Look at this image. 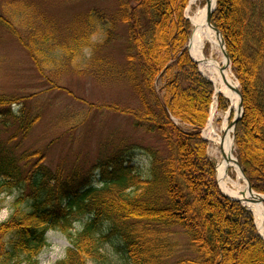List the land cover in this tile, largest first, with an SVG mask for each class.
Returning <instances> with one entry per match:
<instances>
[{
  "label": "trees",
  "instance_id": "trees-1",
  "mask_svg": "<svg viewBox=\"0 0 264 264\" xmlns=\"http://www.w3.org/2000/svg\"><path fill=\"white\" fill-rule=\"evenodd\" d=\"M187 1L115 0L107 18L89 10L62 35L54 23L43 18L38 23V16L31 19L24 10L7 7L11 17L0 14V24L27 49L43 77L45 60L57 61L53 74L59 76L83 49L100 50L116 37L115 25L124 24L125 65L99 55L90 56L84 67L132 84L138 107H106L133 117L136 127L157 134L167 149L162 154L147 147L145 171L123 161L127 147L119 149L98 161L97 185L79 182L76 173L63 178V166L49 169L42 151L20 150L40 114L26 109L25 97L0 93V196L25 189L0 222V264H39L50 229L63 232L70 243L56 264H109L104 250L113 238L131 264H264V238L253 214L221 193L200 135L213 86L187 51ZM211 23L225 40L242 96L235 156L252 188L264 193V0H216ZM99 28L105 36L96 42Z\"/></svg>",
  "mask_w": 264,
  "mask_h": 264
},
{
  "label": "rangeland",
  "instance_id": "rangeland-1",
  "mask_svg": "<svg viewBox=\"0 0 264 264\" xmlns=\"http://www.w3.org/2000/svg\"><path fill=\"white\" fill-rule=\"evenodd\" d=\"M188 3L189 0L183 10L185 17H187ZM7 7L16 8L11 9L12 11L24 10L31 19L38 16V23L41 18L54 23L59 30V35H62L66 34L67 28L75 25L83 15L86 16L89 10H99L107 18L115 9V0H0V14L9 18L11 16L7 12L9 11ZM195 7L196 5H193L192 8ZM92 18L94 19L93 15ZM13 20L19 24L14 15ZM114 28L116 37L113 40L102 46L100 50L83 49L82 54L74 60L72 65L65 66L59 76L53 74L57 61L45 60L43 77L27 49L4 25L0 24V93H12L25 97L26 109L32 114H40V118L23 140L20 150L42 151L45 154L44 163L49 169L55 171L60 165L63 166V178L76 173L79 176L77 179L79 182L91 181L94 185L99 184L98 161L118 154L117 151L123 147H127L122 157L123 161L131 160L142 171H145L148 164L147 147L158 148L162 154L167 152L164 142L157 134L148 133L143 128L136 127L130 115L117 113L106 107L110 104H117L120 107H138L137 92L133 85L123 78L116 80L99 77L93 70L84 67L90 56L99 55L120 66L125 65L126 27L124 24L117 23ZM18 29L21 34H26L24 27L18 25ZM99 29L93 35V40L96 42H100L105 36L103 30ZM204 53L208 58L218 61H222L224 57L221 49L212 50L209 44L206 45ZM50 56H52L51 53L48 54V57ZM229 66L232 70L231 63ZM232 73L237 81V88L240 89L239 82L233 71ZM203 75L210 79L208 72L205 71ZM56 83L60 87H54ZM163 85V79L159 78L157 88L161 95L164 92ZM215 95L217 92L212 94L210 107L216 108L212 111L213 107H209V117L201 132L207 141L206 153L216 169L222 153L220 145H217L211 137H215V133L223 134L224 117L227 116L230 124L237 112L231 108L226 97L222 95L220 101L219 96L216 98ZM221 102L226 107L219 106ZM18 109L19 106H13V110ZM210 110L213 113V134L208 136ZM233 134L234 132L231 131L232 139H234ZM233 153L235 156L234 150ZM228 177L230 183L236 180L231 167ZM24 190V187L23 190L16 188L0 196V222L8 217L11 212V203ZM258 193L264 195L262 192ZM253 221L257 231L264 237L261 229H264V221L261 227L254 214ZM75 226L78 227L79 224L75 223ZM178 238L182 246L185 237L180 235ZM46 240L47 245L38 257L39 264H56L64 257L66 249L70 246L69 240L57 229L48 230ZM104 251L108 256L109 264H131L122 245H119L115 238L105 246ZM89 264L102 263L89 262Z\"/></svg>",
  "mask_w": 264,
  "mask_h": 264
},
{
  "label": "bare ground",
  "instance_id": "bare-ground-1",
  "mask_svg": "<svg viewBox=\"0 0 264 264\" xmlns=\"http://www.w3.org/2000/svg\"><path fill=\"white\" fill-rule=\"evenodd\" d=\"M214 2L215 0H189L188 9L186 10V15L191 25L188 49L190 55L199 61L200 70L203 73L205 71L208 72L210 80L214 83L217 94L225 96L231 108L237 111L239 96L236 90L238 84L234 79V75L226 58L223 57L222 61H218L213 58H208L204 53L207 44L210 45L212 50L219 48L222 51L221 37L208 23V14L213 9ZM193 5H196V7L192 8ZM215 108L216 107L213 106L212 111L215 110ZM212 111L208 124V136L213 134ZM222 131H224L223 134L215 133V137H211L217 145H220L222 153L216 165L219 187L223 193L229 196L241 197V194H243L242 196L247 197L249 200L253 198V201H245L244 203L259 220V225L262 227L261 223L264 221V196L248 190L247 181L235 161L233 153L234 143L231 137L232 128L228 123L227 116L223 119ZM230 167L233 168L236 175V180H232V183L229 182L230 179L228 177ZM261 229L264 232V229Z\"/></svg>",
  "mask_w": 264,
  "mask_h": 264
},
{
  "label": "water",
  "instance_id": "water-1",
  "mask_svg": "<svg viewBox=\"0 0 264 264\" xmlns=\"http://www.w3.org/2000/svg\"><path fill=\"white\" fill-rule=\"evenodd\" d=\"M215 7H216V0H215V2H214V7H213V9H212V10L209 12V14H208V23H209V24L215 29L216 33H217L218 35H220V37H221V48H222L223 56L226 58L227 63L230 64V59H229L228 53H227V51H226V46H225V41H224V39H223V36H222L221 32L218 30V28H216L215 26H213L212 23H211V16H212V13H213ZM188 44H189V40H188ZM188 44H187V51H188V54H189L190 58H191L194 62H196V63L198 64L199 61L196 60V59H194V58L190 55V52H189V49H188ZM198 67H199V66H198ZM236 91H237L238 96H239V102H238V106H237V115H236V116L231 120V122H230V126H231L233 132H234V129H235V125H236L238 119L241 117L242 112H243V107H242V96H241L240 89L237 88ZM233 143H234V139H233ZM235 161H236L237 165L239 166V162L237 161L236 158H235ZM239 168H240V170H241V172H242V175L244 176V178H245L246 181H247L248 190H249L250 192H255V191L252 189L251 183H250V181L248 180V178L245 176V174H244L242 168H241L240 166H239ZM217 183H218V179H217ZM218 186H219V183H218ZM219 188H220V187H219ZM220 191H221V193H222L226 198H229V199H231V200L240 201V202L243 203V204H244L245 201H247V202H248V201H253V198H252V200H249L247 197H245V196L243 197V196H242L243 194H241V197H234V196H229V195L223 193L221 189H220ZM255 193L258 194V195H262V194L257 193V192H255ZM262 196H264V195H262ZM244 205H245V204H244Z\"/></svg>",
  "mask_w": 264,
  "mask_h": 264
}]
</instances>
